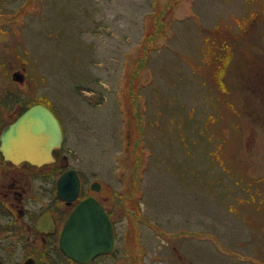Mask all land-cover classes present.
Instances as JSON below:
<instances>
[{
	"label": "rangeland",
	"instance_id": "rangeland-1",
	"mask_svg": "<svg viewBox=\"0 0 264 264\" xmlns=\"http://www.w3.org/2000/svg\"><path fill=\"white\" fill-rule=\"evenodd\" d=\"M263 3L0 0V27L14 24L0 29V89L22 60L24 87L46 96L71 164L117 191L113 168L128 182L141 174L115 217V256L99 264H264ZM235 62L254 92L239 87ZM3 242L17 249L2 257L11 264L29 249L9 232Z\"/></svg>",
	"mask_w": 264,
	"mask_h": 264
},
{
	"label": "flooded vegetation",
	"instance_id": "flooded-vegetation-1",
	"mask_svg": "<svg viewBox=\"0 0 264 264\" xmlns=\"http://www.w3.org/2000/svg\"><path fill=\"white\" fill-rule=\"evenodd\" d=\"M262 5L264 11V3ZM254 16L255 13L251 16V20ZM9 25L8 27L14 26L12 23ZM8 27H0V29H8ZM252 44L254 42L248 44V50ZM251 56L250 60L254 62L256 55L251 54ZM260 61L264 64V57ZM20 69L21 73L18 72ZM241 76L237 74L236 82L240 83L239 87H242V89L246 87L250 93L254 92L253 77L247 78L248 82L245 83ZM5 78L11 87L4 86L0 89V132L28 107L37 103V96L35 97L32 86L24 87L23 80L24 78L28 79L25 62L19 60L18 64L16 63L11 70L5 72ZM37 98L40 100L38 103H42L52 110L45 102V95ZM257 98L260 99L259 97ZM239 111L241 110L239 109ZM54 114L56 115L55 112ZM58 120L61 124L59 118ZM61 128L62 141L60 146L53 150L51 159L41 164H34L29 161L13 163L5 159L0 151V264H11V262L4 260L2 257H10V261H14L17 257V254L14 253L17 249L13 243H10L9 247H4L3 245V240L6 239L8 232L15 235L18 239L24 240L25 242H22L23 245L29 246V249L22 247L25 249L24 253L26 252V255L19 257L15 264H55L57 261L59 264L61 258L64 264H99L96 261H105L104 257L112 259L115 256V239L117 237L115 217L129 208V206H126L125 200L131 202L130 194L133 186L131 182H128V173L125 168H121L120 172L113 168V178L118 177L121 183V190L117 191V185L115 186L114 183L106 180L100 175L98 170L85 168L83 164H71L68 151L65 150L64 146L66 136L62 124ZM126 158L122 157L120 163H125ZM77 159L79 162L82 161V158L77 157ZM136 162L140 164L141 159H137ZM68 168L75 169L79 180L76 196L71 200H65L57 194V179ZM136 180L137 178H135ZM121 192L125 193L120 195ZM119 195L120 198L124 197L119 201L121 204L117 202ZM88 196H93L105 210L113 228V245L108 252L97 254L88 261H78L69 257L60 249L58 244L59 234L73 207ZM38 200H40V203L35 206ZM43 215L52 218L55 224L54 230L49 228L48 231V229L36 226L37 221ZM5 229L6 232L4 233ZM126 235L127 232L125 231L122 243H126ZM36 245L39 248L35 250L39 251L40 255H37L32 250ZM5 249L6 253L2 254V250ZM41 255L45 257L42 258Z\"/></svg>",
	"mask_w": 264,
	"mask_h": 264
},
{
	"label": "water",
	"instance_id": "water-1",
	"mask_svg": "<svg viewBox=\"0 0 264 264\" xmlns=\"http://www.w3.org/2000/svg\"><path fill=\"white\" fill-rule=\"evenodd\" d=\"M61 141L62 128L57 116L46 105L34 103L2 129L0 151L13 163L41 164L52 158L53 150ZM78 186L75 169L68 168L57 179V194L71 200L76 196ZM36 226L49 231V228L54 230L55 224L51 217L43 215ZM113 235L105 210L93 196H88L68 214L59 234V246L69 257L88 261L111 250Z\"/></svg>",
	"mask_w": 264,
	"mask_h": 264
},
{
	"label": "trees",
	"instance_id": "trees-1",
	"mask_svg": "<svg viewBox=\"0 0 264 264\" xmlns=\"http://www.w3.org/2000/svg\"><path fill=\"white\" fill-rule=\"evenodd\" d=\"M192 9V7L190 8V10ZM187 17H189V14L188 15H186V16H184V17H182V18H178V19H183V18H187ZM226 27H222V29H224V30H226L225 29ZM237 32V31H236ZM236 32H234V34H232L233 36H230V38H235L237 35H238V33H236ZM241 33V31L239 32V34ZM235 36V37H234ZM224 41H222L221 43H223ZM144 44H146V41H143V43L141 44L142 46L144 45ZM221 46H224V45H221ZM145 60H146V57L144 58V56L142 57V59H140V60H137L136 61V64L137 65H139L140 66V68H143L144 67V65H145ZM132 61H133V59H132ZM236 63V65H235V70H236V72H235V76L237 77V74H239V76H241L242 74V76L245 78V80H247V78H249V67L247 66V65H241V66H244V69H243V71H241V68L242 67H240L239 66V63L238 62H235ZM131 76H133V78H134V72L132 73V70H131V72H130V75H129V78H127L128 80H130L131 79ZM254 89H256V88H254ZM37 102L38 101H40L39 99L38 100H36ZM256 112V118H258V119H261V121L263 122V117H262V115H261V113L259 112V111H255ZM135 130L137 131V129L135 128ZM133 138H136V135H134L133 136ZM141 138V137H140ZM140 164H142V162H140ZM141 174H140V178L139 179H137L136 181H135V179L131 182V184H132V186H133V189H132V191L133 192H135V193H137V191H138V187L140 186V182H141Z\"/></svg>",
	"mask_w": 264,
	"mask_h": 264
}]
</instances>
